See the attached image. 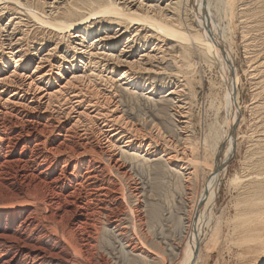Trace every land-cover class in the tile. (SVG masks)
<instances>
[{"label": "bare ground", "instance_id": "obj_1", "mask_svg": "<svg viewBox=\"0 0 264 264\" xmlns=\"http://www.w3.org/2000/svg\"><path fill=\"white\" fill-rule=\"evenodd\" d=\"M197 1L207 23L189 36L220 68L226 88L228 132L211 163L194 152L186 84L169 83L157 94L151 83L175 70L174 52L187 41L172 2L0 0V158L5 168L16 167L15 186H3L0 165V264H109L97 252L102 228L121 255L155 261L154 248L126 239V206L144 190L136 175L143 162L157 178L175 173L194 199L182 231L188 249L175 264L196 263L234 153L242 81L236 43L218 32L206 0ZM139 97L169 105L158 113L174 126L154 114L136 118L141 108L132 100ZM203 173V188L193 193L190 185ZM250 214L243 264H264V197Z\"/></svg>", "mask_w": 264, "mask_h": 264}, {"label": "rangeland", "instance_id": "obj_2", "mask_svg": "<svg viewBox=\"0 0 264 264\" xmlns=\"http://www.w3.org/2000/svg\"><path fill=\"white\" fill-rule=\"evenodd\" d=\"M161 1V7L173 3L177 20L175 23L183 28L188 37L185 38L187 41L182 39L185 46H180L174 52L178 59L175 61L176 66L184 64L183 69L172 66L175 69L173 72L167 69L163 74L151 76V83L155 88L159 87V90L155 89L157 94H161V89L168 90L169 83L186 84L185 100L190 103L194 152L211 163L217 144L228 132V120L225 110L226 88L220 68L199 54L190 38L192 34L205 28L207 22L202 19L203 14L197 0ZM225 2L227 1L206 0L218 32L225 30L228 41L233 38L236 43L237 64L242 76L239 85L240 116L236 126L234 153L220 181L215 218L211 227L202 235L195 264H243V245L249 239L243 233L244 225L251 216V206L262 205L264 197V0H229L227 12ZM132 103L141 108L140 113L137 109L134 110L136 118L137 115L143 118L144 114H154L157 122L166 127L174 126L170 117L158 113V110L165 111L169 108L165 102L154 103L139 97L132 100ZM0 165L4 167L1 158ZM150 168L149 163L143 162L137 169L136 175L142 181L144 190L139 201L135 197L128 200L126 208L131 215L127 220L126 239L137 244L146 243V246L154 248L159 258L153 262L148 260L150 264H175L188 249L182 231L193 219V207L189 206L194 199L186 195L185 183L175 173H163L157 178ZM4 169L3 186L5 183L7 186H15L13 180L16 167L6 166ZM202 175L205 178L206 173L200 174L196 179L198 181L190 185L193 193L199 194L203 188ZM19 180L18 184L24 190L34 191L31 187L33 183H23L21 178ZM43 191V194L47 193V190ZM128 191L130 193L129 189ZM29 203L35 208L39 205L34 200ZM122 225L124 226L121 224L120 227ZM97 236V252L101 259L106 258L105 262L118 264L124 261L129 264L131 260L133 264H146L136 256L121 255L118 243L103 228Z\"/></svg>", "mask_w": 264, "mask_h": 264}]
</instances>
